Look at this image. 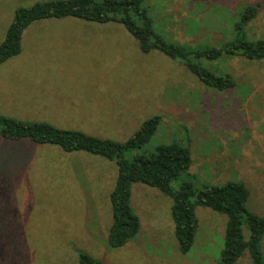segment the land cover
Wrapping results in <instances>:
<instances>
[{"label": "rangeland", "instance_id": "obj_1", "mask_svg": "<svg viewBox=\"0 0 264 264\" xmlns=\"http://www.w3.org/2000/svg\"><path fill=\"white\" fill-rule=\"evenodd\" d=\"M49 1L55 0H0V44L17 9ZM245 7L257 9L246 26L248 40L263 39L264 0L143 3L154 32L188 50L217 48L229 41ZM70 26L117 28L63 29ZM30 27L47 30H28L22 35L20 54L0 65V104L6 105L8 98L34 102L24 99L20 87L25 83L16 82V77L27 78L26 95L48 93L56 99L46 98L50 104L34 113L0 107V115L119 143L151 117L160 116L150 142L125 153L126 160L172 142L187 146L192 165L172 183L173 190L184 182L198 192L204 186L241 181L250 194L248 209L264 216V59L204 62L236 81L234 89L217 92L159 52L143 54L119 24L66 18ZM116 178L114 162L101 157L0 137V264H79V253L101 264H219L227 217L197 207L195 243L181 255L171 199L142 184L132 185L130 198L139 232L126 246L110 248L109 195ZM239 264L250 263L245 258Z\"/></svg>", "mask_w": 264, "mask_h": 264}, {"label": "trees", "instance_id": "obj_2", "mask_svg": "<svg viewBox=\"0 0 264 264\" xmlns=\"http://www.w3.org/2000/svg\"><path fill=\"white\" fill-rule=\"evenodd\" d=\"M144 2L55 0L19 8L0 44V65L20 54L22 35L33 23L66 18L101 25L119 24L137 41L143 54L159 52L184 66L204 87L217 92L234 89L236 81L228 72L215 73L204 62L212 64L224 57H242L251 61L264 59V38L249 41L246 35V26L256 15L255 7L242 10L238 22L232 26L234 34L229 41L226 39L217 48L198 46L188 50L167 42L154 32L153 21L143 8ZM160 122V116L151 117L127 141L119 143L42 122H23L0 115V137L8 141L57 146L65 153L85 152L114 162L117 178L109 195L112 223L107 238L112 249L126 246L139 232V218L131 207L130 198L132 185L142 184L157 189L171 199L174 236L181 255H187L194 246L199 229L195 211L197 207H203L227 217L219 264H239L245 258L250 264H264V216L248 209L250 194L243 182L204 186L198 192L190 183L184 182L178 190H173L172 183L187 174L192 165L189 148L176 142L159 146L151 154L135 156L133 161L124 158L125 153L147 145ZM78 263L101 264L85 253L78 254Z\"/></svg>", "mask_w": 264, "mask_h": 264}, {"label": "crops", "instance_id": "obj_3", "mask_svg": "<svg viewBox=\"0 0 264 264\" xmlns=\"http://www.w3.org/2000/svg\"><path fill=\"white\" fill-rule=\"evenodd\" d=\"M117 27H108V26H83V27H77V26H70L67 28H63V29H75V30H82V31H87V30H101V31H107V30H115ZM30 29H35V30H47L46 27H28L24 34H23V38L24 35H26L27 33H29L28 30ZM52 30V28H50ZM26 77H22L21 79H18V77H16V82H20V83H25L24 85H22L20 88L27 94L28 89H30L28 87V85L26 84L27 82H24V80H26ZM28 81V80H27ZM32 81V80H30ZM26 89V90H25ZM25 94V100H28L26 98H32L34 99V102H28V101H23L22 100H12L10 98H8V101L6 103V105L4 104H0V107H10V108H24L26 109V111H29L30 113H34L36 111L35 108H38L39 111L43 108H45L46 106H48L50 104V102L48 100H46V98H49L51 100H55V96L48 94V93H40V94H36V95H26ZM11 112V111H9ZM13 113V112H12Z\"/></svg>", "mask_w": 264, "mask_h": 264}]
</instances>
